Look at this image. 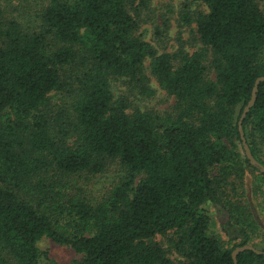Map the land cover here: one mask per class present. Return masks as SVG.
<instances>
[{"label":"trees","instance_id":"1","mask_svg":"<svg viewBox=\"0 0 264 264\" xmlns=\"http://www.w3.org/2000/svg\"><path fill=\"white\" fill-rule=\"evenodd\" d=\"M151 1L0 0V264H56L42 238L81 264H234L236 247L264 251L244 201L248 174L264 198V172L238 131L264 76V12L185 0L199 46L169 51ZM152 78L173 99L162 113L130 99L152 96ZM241 125L264 167V82ZM111 163L122 173L97 201L86 176Z\"/></svg>","mask_w":264,"mask_h":264},{"label":"rangeland","instance_id":"2","mask_svg":"<svg viewBox=\"0 0 264 264\" xmlns=\"http://www.w3.org/2000/svg\"><path fill=\"white\" fill-rule=\"evenodd\" d=\"M256 2L264 12V0H256ZM151 7L150 17H152V23L165 31V36L162 40L163 47L169 51H176L182 48L188 52H193L197 49L199 44L194 39V24L191 22L190 10L195 7L194 5L192 6V3L186 6L185 0H152ZM152 23H146L145 27L152 31ZM146 35L148 37L149 33L146 32ZM151 86L153 89L152 96H135V93H131L132 97L130 99H133L135 103L145 109H153L160 113L169 110L173 104L172 97L159 87L154 78L151 79ZM120 89H125L126 91L125 87ZM121 173L120 167L115 163H111L103 173L86 176V188L83 189L86 190L88 196L99 201L107 196L111 186L118 180ZM244 192V201L249 213L264 228V198L255 195L251 191L249 174L245 178ZM207 209L210 217L208 232L216 236L221 242L226 241V236L218 225V217L214 209L209 205ZM157 240L164 243L163 237H159ZM38 248L47 251L48 256L56 264H81L82 258L80 254L73 251L70 247L56 245L47 238H42L38 243Z\"/></svg>","mask_w":264,"mask_h":264},{"label":"water","instance_id":"3","mask_svg":"<svg viewBox=\"0 0 264 264\" xmlns=\"http://www.w3.org/2000/svg\"><path fill=\"white\" fill-rule=\"evenodd\" d=\"M260 82H264V76H260V77H258L254 81V86H253V89H252L251 98L248 101V103L245 105V107L243 108L242 113H241V116H240V119L238 121V131H239V135H240V139H241V142H242V146H243L245 155L248 158L249 162L251 164L257 165L260 168V170L262 172H264V167L262 165H260V164L257 163V161L254 159V157L252 156V154L250 152V149H249V147H248V145H247V143L245 141L244 134H243V130H242V125H241L242 120H243L245 114L247 113V111L253 105V103L255 101L256 91H257V88H258V84ZM245 250L254 251L256 254H264V251H260V250H258L256 248H254L252 245L245 244V245L236 247L232 251L231 256H232V259L234 261V264H237V261H236V255H237V253L242 252V251H245Z\"/></svg>","mask_w":264,"mask_h":264}]
</instances>
